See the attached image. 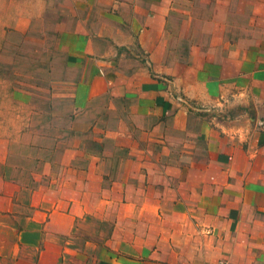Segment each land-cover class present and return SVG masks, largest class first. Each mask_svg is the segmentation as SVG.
<instances>
[{"label":"crops","instance_id":"1","mask_svg":"<svg viewBox=\"0 0 264 264\" xmlns=\"http://www.w3.org/2000/svg\"><path fill=\"white\" fill-rule=\"evenodd\" d=\"M7 46L0 264H264V0H0Z\"/></svg>","mask_w":264,"mask_h":264},{"label":"rangeland","instance_id":"2","mask_svg":"<svg viewBox=\"0 0 264 264\" xmlns=\"http://www.w3.org/2000/svg\"><path fill=\"white\" fill-rule=\"evenodd\" d=\"M17 40L19 41L18 38H14L13 36H11L7 42L10 44H14ZM24 41H25V43L22 47V52L29 51L27 49H30L31 47H35L38 45V42L35 40H32V39H27ZM47 41L49 42V40H47ZM4 52H6L4 55H2V54L0 55V63H9V57L12 56L13 51H12L10 46H7V48L5 49ZM25 57L30 59V57H31L30 53L27 52ZM182 57H183V52L178 51V60L181 61ZM5 76L9 78L7 72H5ZM1 77L4 78V73H2L0 75V79H1ZM6 90H7V92H5V88L0 87V97L4 96L5 94L10 93L8 88H6ZM45 98H46V93H38V96H37L38 102L36 104V107L38 108L39 111H41L43 113V114H41L43 117L41 116L42 118L38 119L41 123H46L47 120L43 119V118H46L48 115V106H47V101L45 100ZM177 100H178L179 105H181L182 107H185L188 110H190V109L194 110V112L199 114L198 115L199 117H201V118L203 116L206 117V118H204V117L203 118L206 119L207 121L208 120L213 121L214 119H217V120L222 119L221 109L223 110V108H224L223 107L224 103L221 102L222 100H220L219 105H214L212 107H208V106L205 107L204 105H200V104H194L193 105V103L186 101V99L182 96H178ZM62 104L63 103L60 102V103H57L56 106H60ZM0 108L6 112H11V111H14L15 109H17V110H22V111L27 113L30 110V104H27V105L21 104V105L16 106V104H13L11 102H3V103H0ZM6 121H8V120H6ZM92 145H93V147L97 146L94 143H92Z\"/></svg>","mask_w":264,"mask_h":264},{"label":"built area","instance_id":"3","mask_svg":"<svg viewBox=\"0 0 264 264\" xmlns=\"http://www.w3.org/2000/svg\"><path fill=\"white\" fill-rule=\"evenodd\" d=\"M217 264H227V262L224 259H221L217 262Z\"/></svg>","mask_w":264,"mask_h":264}]
</instances>
